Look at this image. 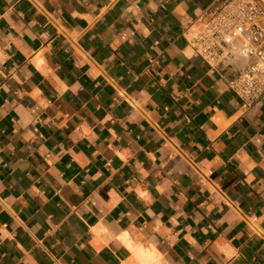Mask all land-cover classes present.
Masks as SVG:
<instances>
[{"label":"crops","instance_id":"1","mask_svg":"<svg viewBox=\"0 0 264 264\" xmlns=\"http://www.w3.org/2000/svg\"><path fill=\"white\" fill-rule=\"evenodd\" d=\"M222 0H0V264H264V97L187 39Z\"/></svg>","mask_w":264,"mask_h":264},{"label":"built area","instance_id":"2","mask_svg":"<svg viewBox=\"0 0 264 264\" xmlns=\"http://www.w3.org/2000/svg\"><path fill=\"white\" fill-rule=\"evenodd\" d=\"M192 23L187 41L211 66L230 53L227 45L240 39V50L254 60L228 80V87L246 106L264 97V0H222L200 12Z\"/></svg>","mask_w":264,"mask_h":264}]
</instances>
